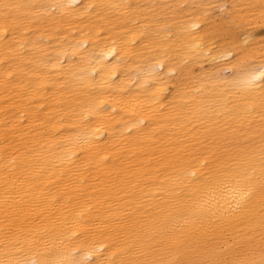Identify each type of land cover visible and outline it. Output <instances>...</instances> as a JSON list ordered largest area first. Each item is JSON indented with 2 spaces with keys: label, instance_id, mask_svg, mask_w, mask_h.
I'll return each instance as SVG.
<instances>
[{
  "label": "bare ground",
  "instance_id": "bare-ground-1",
  "mask_svg": "<svg viewBox=\"0 0 264 264\" xmlns=\"http://www.w3.org/2000/svg\"><path fill=\"white\" fill-rule=\"evenodd\" d=\"M0 264H264V0H0Z\"/></svg>",
  "mask_w": 264,
  "mask_h": 264
}]
</instances>
